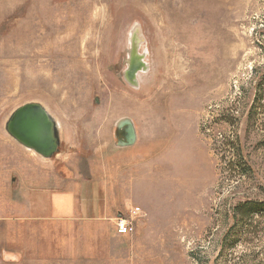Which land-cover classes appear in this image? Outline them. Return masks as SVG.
Masks as SVG:
<instances>
[{
  "label": "rangeland",
  "instance_id": "rangeland-1",
  "mask_svg": "<svg viewBox=\"0 0 264 264\" xmlns=\"http://www.w3.org/2000/svg\"><path fill=\"white\" fill-rule=\"evenodd\" d=\"M133 36L148 65L137 85L125 77ZM27 103L56 124L45 161L139 182L136 231L99 248L103 264H264V212L234 220L264 201V0H0V264H40L39 228L4 217L35 157L6 129ZM123 120L131 147L118 145ZM237 134L250 177L229 165L223 143Z\"/></svg>",
  "mask_w": 264,
  "mask_h": 264
},
{
  "label": "crops",
  "instance_id": "crops-1",
  "mask_svg": "<svg viewBox=\"0 0 264 264\" xmlns=\"http://www.w3.org/2000/svg\"><path fill=\"white\" fill-rule=\"evenodd\" d=\"M31 154L35 157L19 167L18 205L10 214L5 210L4 217L16 215L21 222L39 228L36 263L103 264L99 248L117 247L115 238L129 236L117 234L114 224L123 211L136 208L139 182L128 189L119 177L110 186L102 176L87 173V162L84 166L77 160L61 164ZM51 232L59 234L57 242ZM53 243L60 249L58 255L48 250L55 247Z\"/></svg>",
  "mask_w": 264,
  "mask_h": 264
},
{
  "label": "water",
  "instance_id": "water-1",
  "mask_svg": "<svg viewBox=\"0 0 264 264\" xmlns=\"http://www.w3.org/2000/svg\"><path fill=\"white\" fill-rule=\"evenodd\" d=\"M139 41L132 38V46L126 79L137 85V74L147 71L148 65L144 62V54L139 53ZM118 125L120 147H131L137 141V134L133 123L129 120ZM8 134L24 148L33 151L43 159H51L58 154L59 138L56 124L48 111L39 103H27L19 107L9 119L6 126Z\"/></svg>",
  "mask_w": 264,
  "mask_h": 264
},
{
  "label": "trees",
  "instance_id": "trees-1",
  "mask_svg": "<svg viewBox=\"0 0 264 264\" xmlns=\"http://www.w3.org/2000/svg\"><path fill=\"white\" fill-rule=\"evenodd\" d=\"M223 143L228 147L227 154L231 156L230 167L237 171L238 175L252 176L254 174L253 167L249 160L244 154V149L240 141V137L237 134L236 137L229 140H225ZM264 212V201H246L241 203L234 209V220L239 221V223H249L252 218Z\"/></svg>",
  "mask_w": 264,
  "mask_h": 264
},
{
  "label": "built area",
  "instance_id": "built-area-1",
  "mask_svg": "<svg viewBox=\"0 0 264 264\" xmlns=\"http://www.w3.org/2000/svg\"><path fill=\"white\" fill-rule=\"evenodd\" d=\"M141 209L136 207L128 211V216H118L115 222V229L119 235H132L136 231L134 220L141 215Z\"/></svg>",
  "mask_w": 264,
  "mask_h": 264
},
{
  "label": "bare ground",
  "instance_id": "bare-ground-1",
  "mask_svg": "<svg viewBox=\"0 0 264 264\" xmlns=\"http://www.w3.org/2000/svg\"><path fill=\"white\" fill-rule=\"evenodd\" d=\"M141 72H143L144 73V71H141ZM146 72V71H145Z\"/></svg>",
  "mask_w": 264,
  "mask_h": 264
}]
</instances>
